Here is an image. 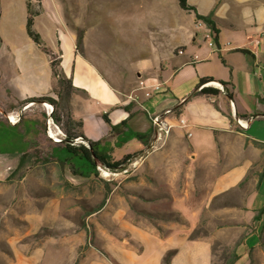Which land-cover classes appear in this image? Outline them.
I'll list each match as a JSON object with an SVG mask.
<instances>
[{"label":"rangeland","instance_id":"374dc122","mask_svg":"<svg viewBox=\"0 0 264 264\" xmlns=\"http://www.w3.org/2000/svg\"><path fill=\"white\" fill-rule=\"evenodd\" d=\"M29 2L37 14L44 3L57 20L58 31H70L75 36L79 52L94 63L124 101L132 102L129 97L135 94L144 97L142 91H136L140 79L146 76L143 71L141 77L140 70L153 63L157 72L150 79L161 83V92L147 100L151 105L147 111L152 113V104L160 98L163 103L155 110L178 104L170 92L171 84H165L174 75L173 57L182 50L176 47L175 29L187 18L177 0ZM26 21V0H0V104L51 96L57 105L54 113L50 103L21 106L18 102L7 110L0 108V151L22 148L30 154L20 174L9 179L12 171L0 177V264H82L91 253L116 264L107 251L116 242L130 241V234L137 240L133 226L142 229L147 223L189 224L170 202L161 200L166 195H160L158 183L156 194L150 192L145 158L161 148L149 146L141 152L145 147L136 138L121 146L111 142L114 161L128 152L138 156L122 171L98 168V177H86L66 159L63 144L49 139L46 120L50 109L45 104L52 106L51 116L54 121L53 114L60 119L55 123L66 134V115H72L77 93L62 91L56 85L50 62L54 60L59 70V61L29 38ZM76 100L78 119L84 115L97 117L107 129L121 123L116 119L117 112L101 97ZM140 112L138 126L130 127L133 131H143L144 123L148 124L145 113ZM167 121L179 123L175 117L168 116ZM14 139L19 146L13 144ZM14 155L20 157L18 152ZM203 155L199 153L200 158Z\"/></svg>","mask_w":264,"mask_h":264},{"label":"crops","instance_id":"0c3cea01","mask_svg":"<svg viewBox=\"0 0 264 264\" xmlns=\"http://www.w3.org/2000/svg\"><path fill=\"white\" fill-rule=\"evenodd\" d=\"M188 2L200 15L213 13L218 40L210 46L214 42L210 30L193 13H186L185 23L178 22L174 34L176 47L182 48L183 55L173 57L174 75L165 81L171 84L170 92L178 104L170 103L172 107L156 111L155 107L163 103L160 98L152 104V113L146 109L151 106L148 99L139 94L136 102L122 99L94 63L77 51L75 36L70 31H58L57 20L46 11L44 3L34 19V29L47 52L57 57L59 70L71 82L76 98L101 97L108 108L117 112L120 122L133 114L129 128L138 126L140 110L145 113L148 124L144 123L143 131L134 132L153 129L150 115L179 106L202 78L214 80L205 87L221 91L217 97L196 96L180 105L169 117L185 118L188 127L172 123L173 132L166 144L145 158L151 194H156L158 183L160 195H166L161 200L170 202L189 224L147 223L142 229L133 226L137 240L130 234V241L116 242L107 251L115 263L163 264L166 255L172 253L170 264H217L234 252L237 259L233 264H264V0ZM238 50H247L250 55ZM141 69V77L143 71L149 79L156 76L153 63ZM175 79L176 83H171ZM220 82L229 84L233 100L219 88ZM29 98L39 97L0 104V108L7 110ZM76 98L72 116L82 122L85 137L116 144V138L109 135L110 128L97 117L75 116L79 108ZM237 119L246 128L240 127ZM154 135L155 131L147 144L142 143L145 149L141 152L151 145ZM199 153L205 154L203 158ZM0 156V177L8 176L19 158L14 154ZM82 264L113 263L91 253Z\"/></svg>","mask_w":264,"mask_h":264},{"label":"trees","instance_id":"16d2710c","mask_svg":"<svg viewBox=\"0 0 264 264\" xmlns=\"http://www.w3.org/2000/svg\"><path fill=\"white\" fill-rule=\"evenodd\" d=\"M177 1H178V6L182 11L193 13L197 21H201L203 24H205V26L210 30L213 36V41H214L213 43H217L219 30L217 29L215 22L213 20V13L211 12L209 15L203 16L197 12L195 6L189 4L188 0H177ZM26 6H27V21H26L27 35L39 48L42 49L43 52L47 53V50L43 45L40 35L34 29V19L37 16V13L33 11L29 0H26ZM76 47H77V51L79 52L78 46ZM238 52H241L245 55H250V53L247 50H238ZM51 67L53 69L54 77L56 78V85L62 91L65 92H68L69 90L75 91L71 82L61 73L60 70L57 69L54 60L51 61ZM212 81H214L212 78L200 79L198 85L195 87L193 92L180 105L188 102L190 99L196 96L217 97L221 93L220 90L212 87H205L206 84ZM220 84L223 87V92L225 93L226 97L229 100H233V93L232 90L229 88V84L224 82H220ZM56 90L57 88L55 89V92ZM31 103H50L51 105L54 106L53 113L56 111L57 102L53 97L50 96L29 98L21 101L20 105L26 106ZM180 105L174 108V110L176 111L180 107ZM125 110L127 113H129V107H126ZM132 115L133 114L129 113L128 118L122 121L119 125L110 126L109 135L111 137L116 138L117 146H121L134 138L140 140L143 144H147L149 139L153 135L154 130L152 128L146 133H138L131 130L128 126V121L130 120ZM53 117H55L56 122L60 121V119L55 114H53ZM82 127L83 124L81 121L75 120L70 113L66 115V121H65L66 138L62 142L63 144L62 150L66 155V159L70 160L73 163L74 167L79 171L81 175L86 177H91V176L98 177L99 175L98 168H103L112 172L122 171L134 158L138 156V154H128L123 159L114 161L112 156L110 155L111 152L110 144L106 140L97 141V142L88 140L82 132ZM77 138H81V140L84 143H76L75 139ZM12 142L14 145H16L17 143L15 139L12 140ZM17 152L18 154H20L19 163L17 165V168L14 170V172L9 176V179L21 173V171L25 168V165L28 163L30 154L22 150V148L0 151V154H7V153L14 154ZM171 255L172 253H168L166 255L163 264H170ZM225 256L226 259L223 264H233L237 259V256L235 255L234 252L230 254H226Z\"/></svg>","mask_w":264,"mask_h":264},{"label":"built area","instance_id":"2783aa9c","mask_svg":"<svg viewBox=\"0 0 264 264\" xmlns=\"http://www.w3.org/2000/svg\"><path fill=\"white\" fill-rule=\"evenodd\" d=\"M210 46H214L213 42H210ZM179 55H183V51H179ZM207 85V84H206ZM220 89H223L219 85ZM161 83L153 81V79H140L138 88L136 91H142L143 95L146 99H150L153 94H158L161 91ZM129 99L132 102L138 101V94L132 95L129 97ZM184 102V100L182 101ZM45 107L49 108L50 110L47 112V120H46V126H47V135L50 140H52L55 143H62L63 140L66 138L65 132L55 123V121L52 118V111L53 108L51 105L45 104ZM175 114V110L168 109L163 111L160 114H153L150 115V121L152 124V127L155 131L154 138L152 140V143L150 145L151 149H159L162 148L167 140L170 138L171 133L173 132L174 126L172 124H169L167 121L168 116ZM177 120L179 121L178 126L181 128H187L188 123L183 118L177 117ZM237 123L240 127L246 128L242 124V121L237 119ZM76 143H84L81 138L75 139Z\"/></svg>","mask_w":264,"mask_h":264},{"label":"bare ground","instance_id":"6f19581e","mask_svg":"<svg viewBox=\"0 0 264 264\" xmlns=\"http://www.w3.org/2000/svg\"><path fill=\"white\" fill-rule=\"evenodd\" d=\"M10 119L14 120V117L10 116Z\"/></svg>","mask_w":264,"mask_h":264}]
</instances>
